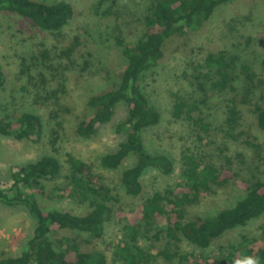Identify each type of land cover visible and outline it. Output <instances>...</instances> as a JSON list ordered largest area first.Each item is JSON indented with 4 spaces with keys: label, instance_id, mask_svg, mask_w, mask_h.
Returning <instances> with one entry per match:
<instances>
[{
    "label": "rangeland",
    "instance_id": "rangeland-1",
    "mask_svg": "<svg viewBox=\"0 0 264 264\" xmlns=\"http://www.w3.org/2000/svg\"><path fill=\"white\" fill-rule=\"evenodd\" d=\"M66 1L73 5L75 15L56 32L36 28L21 16L0 12V64L5 73V82L0 88V117L9 119L28 111L43 120L42 138L38 143L0 137V182L9 186L12 165L24 164L43 154L54 155L62 165V174L46 181L45 193L38 197L40 205L85 212L75 198L64 195L61 186L69 173V155L92 166L96 173L102 174L117 202L102 239L86 247L103 250L107 264H116L111 249L127 232L125 225L132 219L135 206L154 192L175 191L182 183L184 152L220 169L229 167L239 180L249 183L264 179V130L257 127L253 111L256 103L264 106V83L254 85L246 95L242 68L248 65L264 81V0H231L218 6L202 27L168 40L164 59L144 74L143 92L160 114L159 123L143 132L145 146L151 153L169 156L174 170L169 175L154 168L145 171L144 193L139 196L126 194L120 178L122 169L133 163L132 157L117 170L104 169L98 164L100 156L115 150L125 136L116 130L117 124L126 117L125 103H120L112 120L101 125L89 139L80 137L76 126L89 114L88 96L117 85L126 65L118 39L133 40L144 33V16L153 0ZM220 51L235 57L228 86L219 90L212 86L215 78L200 79L204 83L200 90L195 79L201 71L200 65L207 54ZM177 96L197 103L207 129L191 118L173 116ZM244 97L248 102L242 101ZM232 101L238 119L229 131L232 136H225L224 120ZM192 115L196 118L197 112ZM244 194L236 179L222 187H213L197 203L187 206L185 219L213 215L233 206ZM262 226L264 213L244 226L227 231L207 249L189 242L181 234L170 239L162 232L160 239L141 243L144 249L152 247L153 254L143 264H198V257L225 254L243 236H258ZM32 228V220L23 206L0 203V257L4 252L19 254Z\"/></svg>",
    "mask_w": 264,
    "mask_h": 264
},
{
    "label": "trees",
    "instance_id": "trees-1",
    "mask_svg": "<svg viewBox=\"0 0 264 264\" xmlns=\"http://www.w3.org/2000/svg\"><path fill=\"white\" fill-rule=\"evenodd\" d=\"M229 1L153 0L144 16V33L133 40L118 39L126 59L118 83L88 96L89 114L79 120L76 132L82 138H91L101 125L112 120L116 107L125 103L126 117L116 126L117 132H123L125 136L115 150L100 156L98 164L104 169L117 170L128 157L133 158V163L123 168L120 175L126 194L143 195L142 176L148 169H157L164 175L174 170V162L169 156L151 153L145 146L143 132L159 123L160 114L143 92L141 80L144 74L164 59L168 40L182 36L189 29H199L210 21L218 6ZM0 12L21 16L32 26L50 32L62 30L75 15L73 5L66 0H0ZM234 62L235 57L225 51L207 54L203 65H200L201 71L195 76L198 88H204L200 79L215 78L212 86L225 89L230 82ZM242 68L247 95L254 85L258 86L264 81L257 78L248 65ZM4 79L5 73L0 64V88L4 85ZM242 101L248 102L246 97ZM195 111L197 117L193 118ZM201 111L195 101L176 97L173 116L191 118L194 123H200L202 129H207L208 124L203 122ZM253 111L257 127L264 130V106L256 103ZM237 119L238 111L232 101L227 106L224 120L225 136H232L229 131L234 128ZM42 133L43 120L36 113L24 111L13 118L0 117V137L38 143ZM181 160L183 180L175 191L154 192L135 206L132 219L125 225L127 232L121 242L111 249L116 264L148 262L153 258L152 247L144 249L141 243L160 239L162 232L170 239H176L181 234L189 242L207 249L227 231L244 226L264 213V179L249 183L239 180L237 173L229 167L220 169L188 152L181 155ZM67 164L69 173L65 176L61 191L65 196L75 198L85 212L49 209L40 205L38 197L45 193L46 181L62 174V165L54 155L43 154L24 164L12 165L9 186L5 187L0 182V203L23 206L33 223L21 252L2 253L0 264H107V255L103 250L86 245L102 239L107 222L114 216L117 197L104 182L102 174L96 173L83 160L69 155ZM232 179H236L237 186L245 190L244 196L233 206L206 217L185 219L188 205L197 203L213 187H222ZM153 230L155 232L151 234ZM162 253L172 258L168 253ZM250 259L264 264V226L258 236H243L237 245L231 244L225 254L198 257L196 262L249 264Z\"/></svg>",
    "mask_w": 264,
    "mask_h": 264
},
{
    "label": "clouds",
    "instance_id": "clouds-1",
    "mask_svg": "<svg viewBox=\"0 0 264 264\" xmlns=\"http://www.w3.org/2000/svg\"><path fill=\"white\" fill-rule=\"evenodd\" d=\"M249 264H258V261L256 259H250Z\"/></svg>",
    "mask_w": 264,
    "mask_h": 264
}]
</instances>
